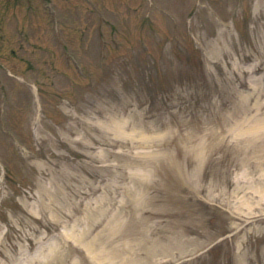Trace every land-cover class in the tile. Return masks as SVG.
Returning a JSON list of instances; mask_svg holds the SVG:
<instances>
[{
  "label": "rangeland",
  "instance_id": "374dc122",
  "mask_svg": "<svg viewBox=\"0 0 264 264\" xmlns=\"http://www.w3.org/2000/svg\"><path fill=\"white\" fill-rule=\"evenodd\" d=\"M0 264H264V0H0Z\"/></svg>",
  "mask_w": 264,
  "mask_h": 264
},
{
  "label": "bare ground",
  "instance_id": "6f19581e",
  "mask_svg": "<svg viewBox=\"0 0 264 264\" xmlns=\"http://www.w3.org/2000/svg\"><path fill=\"white\" fill-rule=\"evenodd\" d=\"M247 98H248V96H247ZM240 130H243V132H245V133H250V134H252L254 131H256V132H259L258 130H256V129H252V128H248V126L246 125V124H243V127H241L240 128ZM95 246V243H93L92 245H90V246H88L87 248L90 250V251H92V248ZM92 254V253H91ZM98 258L99 257H97V255L96 256H94L93 255V259H95V260H98ZM100 262H104V260L102 259V258H100V260H99ZM99 261H98V263H99Z\"/></svg>",
  "mask_w": 264,
  "mask_h": 264
}]
</instances>
